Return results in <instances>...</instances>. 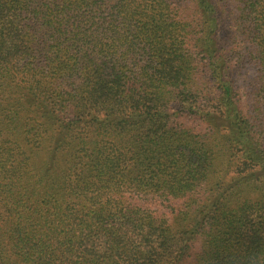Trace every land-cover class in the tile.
Instances as JSON below:
<instances>
[{
	"label": "trees",
	"instance_id": "16d2710c",
	"mask_svg": "<svg viewBox=\"0 0 264 264\" xmlns=\"http://www.w3.org/2000/svg\"><path fill=\"white\" fill-rule=\"evenodd\" d=\"M0 264H264V0H0Z\"/></svg>",
	"mask_w": 264,
	"mask_h": 264
}]
</instances>
